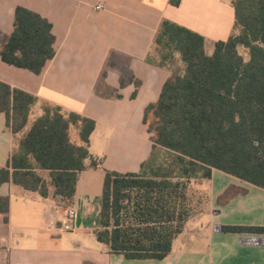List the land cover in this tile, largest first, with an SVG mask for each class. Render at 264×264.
Segmentation results:
<instances>
[{
  "label": "trees",
  "instance_id": "trees-1",
  "mask_svg": "<svg viewBox=\"0 0 264 264\" xmlns=\"http://www.w3.org/2000/svg\"><path fill=\"white\" fill-rule=\"evenodd\" d=\"M170 2L177 6L180 0ZM232 5L236 32L214 43L211 54L200 34L166 19L159 25L146 61L171 75L158 100L145 108L151 154L137 173L105 170L95 236L111 254L167 258L189 219L203 211L193 203L194 184L210 180L214 169L264 189V0H232ZM54 44L49 20L18 6L0 57L41 74L55 56ZM38 103L35 95L0 81V115L15 136L8 162L0 167V187L11 181L44 198L71 201L80 173L102 164L90 152L96 122L43 103V113L26 129ZM8 209L9 198L0 197V212ZM222 230L264 233V227Z\"/></svg>",
  "mask_w": 264,
  "mask_h": 264
},
{
  "label": "crops",
  "instance_id": "crops-1",
  "mask_svg": "<svg viewBox=\"0 0 264 264\" xmlns=\"http://www.w3.org/2000/svg\"><path fill=\"white\" fill-rule=\"evenodd\" d=\"M100 3L105 8L98 10ZM18 6L52 24L55 56L41 74L8 65L0 57V81L39 99L26 129L43 113V103L95 120L90 152L102 164L80 173L71 201L4 183L0 197L9 198V209L0 212V264H264V233L222 230L264 227V189L216 169L206 184V209L196 212L183 229L204 232L202 249H180L172 259L128 260L109 253L95 236L105 170L137 173L151 154L145 108L158 100L171 75L146 61L161 21L200 34L211 54L214 43L236 32L232 0H180L177 6L170 0H0V45L13 31ZM74 141L79 143L78 136ZM14 146L3 113L0 167L6 166ZM68 207L77 215L74 228L64 231L61 223ZM93 213L98 222L89 230L87 216ZM90 231L104 247L91 242Z\"/></svg>",
  "mask_w": 264,
  "mask_h": 264
},
{
  "label": "rangeland",
  "instance_id": "rangeland-1",
  "mask_svg": "<svg viewBox=\"0 0 264 264\" xmlns=\"http://www.w3.org/2000/svg\"><path fill=\"white\" fill-rule=\"evenodd\" d=\"M240 53L244 56L245 59H247V52L243 48H240ZM153 56L155 58H159V54L157 51H153ZM177 61V60H176ZM178 62V63H177ZM175 64H173V69H176L179 66V61H177ZM152 114L148 116V121L150 122L152 120ZM71 136L73 141L77 139V132L75 129H72L71 131ZM162 154V152H160ZM206 184L207 181H203L200 184H194V190H195V196L193 199L194 205H198L199 210H204L206 209L207 206V196H206ZM88 222H86V226L91 230V226L97 225L98 222V215L97 213H93L89 216H87ZM89 238L91 239V242L93 244H97L99 246L104 247V245L98 243L92 234V231H90ZM206 246V235L204 232L200 230H194L193 228H189L185 230L181 235H178V240L175 243L174 246V253L170 254L168 258L172 259L175 254L178 252L180 249H192V250H200L203 247Z\"/></svg>",
  "mask_w": 264,
  "mask_h": 264
},
{
  "label": "built area",
  "instance_id": "built-area-1",
  "mask_svg": "<svg viewBox=\"0 0 264 264\" xmlns=\"http://www.w3.org/2000/svg\"><path fill=\"white\" fill-rule=\"evenodd\" d=\"M95 8L101 10L105 8V5L103 3H100ZM76 215H77L76 209L73 207H68L66 212V218L61 223V229L64 231L72 230L74 228V220L76 218Z\"/></svg>",
  "mask_w": 264,
  "mask_h": 264
}]
</instances>
